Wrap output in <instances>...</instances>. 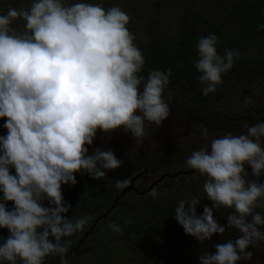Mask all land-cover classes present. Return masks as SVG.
<instances>
[{
  "label": "clouds",
  "instance_id": "1",
  "mask_svg": "<svg viewBox=\"0 0 264 264\" xmlns=\"http://www.w3.org/2000/svg\"><path fill=\"white\" fill-rule=\"evenodd\" d=\"M17 19L25 22L23 32L11 27ZM129 22L118 6L62 0H32L27 9L9 8L0 15V119L7 130L0 136V229L8 231L0 242V264H44L50 255L68 264L69 238L92 218L68 217L71 205L62 186H74L77 173L105 179L123 163L111 149L97 147L89 154L97 132L123 130L142 138L145 121L159 127L168 118L163 95L171 71L151 70L140 88L145 58L126 27ZM217 39L210 34L196 46L194 68L204 96L216 91L239 58L236 50L221 57ZM198 128L207 138V127ZM262 140L264 122L246 134L215 138L210 149L187 158L186 167L206 177L203 191L211 206L203 205L198 215L199 199L181 200L173 218L199 243L223 235L226 227L240 233L203 252L199 264L249 260L253 253L247 249L264 241V215L256 211L264 198ZM247 168L255 179H248ZM114 183L117 189L128 186L127 179ZM149 195L155 198L156 190ZM222 208L233 210L226 226L214 215ZM108 228L123 231L116 223Z\"/></svg>",
  "mask_w": 264,
  "mask_h": 264
},
{
  "label": "rangeland",
  "instance_id": "2",
  "mask_svg": "<svg viewBox=\"0 0 264 264\" xmlns=\"http://www.w3.org/2000/svg\"><path fill=\"white\" fill-rule=\"evenodd\" d=\"M242 1L246 5L255 2ZM62 2L100 4L105 9L118 6L129 15L130 22L126 27L135 37L134 44L141 52L149 45L166 49L178 46L179 49H183L177 35L182 26L186 25L188 42L192 41V46L188 49L189 57L194 63L199 59L196 47L199 38L214 34L218 38L216 45L223 47L224 55L226 50H230L229 45L234 44L232 50L239 52V58L235 61L250 64L246 79H240L245 76H238L239 78L233 79L236 84L231 86L222 79L215 92L207 96L199 92L197 97L205 102L206 108L195 105L193 100L181 96L179 91L170 86L171 88L164 90L163 95V99L170 106V114L159 127L145 121V134L142 138L132 137L123 130L110 135H103L98 131L93 145L89 146V152L92 153L97 147L111 149L123 162L121 167L112 171L113 175L120 180L127 179L128 182L136 177L132 186L138 189V193L152 185L148 195L143 196L147 204L152 202L162 206L166 203V198H173L177 207L181 200L197 198L200 200L197 214H202L203 205L211 206L203 191L206 177L196 171L187 173L193 169L186 167V160L194 151L210 149L211 141L215 138L229 133L234 136L246 134L250 126L264 122V84L262 81H252L249 77L255 66L264 69V31L252 30L241 34L244 26L232 11V0H62ZM31 3L32 0H0V15H6L9 8L27 9ZM230 12L232 14H229ZM24 23L23 20L17 19L13 21L11 27L20 33L24 31ZM201 117H205L208 122L215 121V125L210 128L211 131L207 128V138L200 132L198 128L200 124L196 122ZM170 146H174V151L178 153L172 156L170 163L159 165L155 174H153L155 171L147 169V172L146 168L140 166L141 164L148 166L152 155L161 153L162 148ZM250 170L246 169L249 173L248 179H255L251 176ZM162 175L164 177L159 181ZM260 177H262L260 182H264V175ZM153 189L157 192L155 198L149 195ZM258 203L260 207L256 211L264 215V198H260ZM232 211L222 208L216 210L214 215L219 223L226 226L227 216ZM84 215L92 218L86 225L90 227L95 216L93 217L90 212H84L80 213L79 217ZM174 223L181 227L175 219ZM260 230L264 231V227ZM239 235L237 229L226 227L223 235H214L207 242L199 243L188 236L186 243L177 242V250L163 264H199V256L203 252H213L215 244L235 240ZM104 239H110L114 249L110 251L114 253L111 258L112 264H139L134 254L125 246L123 239L117 240L114 235ZM247 251L253 253L252 258L240 260L237 264H264V241H257V245L250 246Z\"/></svg>",
  "mask_w": 264,
  "mask_h": 264
},
{
  "label": "trees",
  "instance_id": "3",
  "mask_svg": "<svg viewBox=\"0 0 264 264\" xmlns=\"http://www.w3.org/2000/svg\"><path fill=\"white\" fill-rule=\"evenodd\" d=\"M232 1V11L244 26V29L240 31L241 34L252 30L264 31V28L260 27L264 25V0H255L251 5L244 4L242 0ZM191 32L189 31V33ZM177 38L179 44L184 47L183 49H179L178 46L166 49L161 46L149 45L148 48L142 51L145 64L141 72L138 73V75L144 77L140 88H143L151 70L159 69L166 72L170 70L171 75L166 89L173 86L172 89L179 91L181 96L193 100L195 105L206 108L205 102L197 97L204 85L199 83L198 77L201 74L195 70V63L189 57L188 49L191 48L192 41L188 42L186 25L182 26ZM233 46L235 45L230 44L228 48L232 50ZM216 48L218 54L223 57V47L216 45ZM249 66V63L237 62L234 59L233 67L222 75L223 81L231 86L236 84L233 79L238 76H245L240 79H246L247 70H250ZM249 77L252 81L258 80L264 84V69L255 66ZM178 109L180 110V108ZM205 117L197 119L196 122L205 125L211 131L210 128L215 125V121L208 122ZM4 123L5 120L0 119V136L6 135L7 132L3 127ZM174 149V146L162 148L161 153L157 152L150 157L148 166L145 167L143 164L140 166L155 171L153 172L155 174L159 165L170 163L172 156L178 153ZM89 154H92V152H89ZM175 157L178 158V156ZM75 176L77 183L74 186H62L64 200L71 205L67 215L73 220L84 212H90L96 218L112 205L114 198L121 190L117 189L114 183L120 179L114 176L112 171L107 172L106 178L101 180H95L87 174L77 173ZM145 195L140 196L134 191L125 193L117 201L112 212L97 223L75 250H72V248L82 239L89 229V225L85 226L81 232L70 237L69 251L64 257L68 264H112L111 258L114 253L110 251L114 249L110 239H104L110 235H114L117 240L123 239L125 246L134 254L139 264H163L177 250V242L179 244L186 243L188 236L184 233L182 227H177L174 223L172 214L176 206L173 198H166L164 205L157 206L152 202L147 204L143 199ZM8 207H12V204L9 203ZM111 223L118 224L123 231L115 235L108 228ZM7 236L8 231L0 229V242ZM44 264H61V258L50 255L45 258Z\"/></svg>",
  "mask_w": 264,
  "mask_h": 264
},
{
  "label": "water",
  "instance_id": "4",
  "mask_svg": "<svg viewBox=\"0 0 264 264\" xmlns=\"http://www.w3.org/2000/svg\"><path fill=\"white\" fill-rule=\"evenodd\" d=\"M192 171H195V170H190L187 173H191ZM250 172H251V170H250ZM134 179H136V177L133 178V179H131V180H129L128 186L126 188H123V189L120 190V192L118 193V195H116V197L114 198L112 205L105 212H103L102 214H100L99 216H97L94 219L92 225L89 227V229L83 235L82 239L76 243V245L72 248V250H75L79 246V244L84 241L85 237L89 234V232H91L93 230V228L97 225V223L99 221L105 219L112 212V210L114 209L117 201L120 198H122L125 193H128L130 191H134L135 193H138L136 191V189L132 186ZM160 180H162V178H160L159 181ZM151 189H152V185L148 189H145L144 191L139 192L138 195L148 194L151 191Z\"/></svg>",
  "mask_w": 264,
  "mask_h": 264
},
{
  "label": "flooded vegetation",
  "instance_id": "5",
  "mask_svg": "<svg viewBox=\"0 0 264 264\" xmlns=\"http://www.w3.org/2000/svg\"><path fill=\"white\" fill-rule=\"evenodd\" d=\"M136 162H137V160H136ZM148 170H149V169H148ZM148 170L146 169L147 172H148ZM144 175H145V174H144ZM261 175H264V174H261ZM161 177H164V175L160 176V178H161ZM160 178H159V179H160ZM261 178H262V177H260V180H261ZM160 181H161V180H160ZM135 189H136V188H135ZM137 192H138V191H137Z\"/></svg>",
  "mask_w": 264,
  "mask_h": 264
}]
</instances>
